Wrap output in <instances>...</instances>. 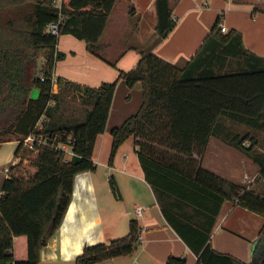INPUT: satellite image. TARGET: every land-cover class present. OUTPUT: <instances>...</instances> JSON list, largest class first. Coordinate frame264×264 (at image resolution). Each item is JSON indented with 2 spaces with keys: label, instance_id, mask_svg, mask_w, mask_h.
Masks as SVG:
<instances>
[{
  "label": "trees",
  "instance_id": "obj_1",
  "mask_svg": "<svg viewBox=\"0 0 264 264\" xmlns=\"http://www.w3.org/2000/svg\"><path fill=\"white\" fill-rule=\"evenodd\" d=\"M114 1L61 0L58 8L53 0H0V142L18 140L0 193V264H38L39 250L67 209L74 175L95 168L96 138L105 128L118 79L129 88L140 83V103L110 128L107 164L125 139L137 137L144 178L167 222L196 254V264H254L215 250L208 238L223 200L264 216V192L208 170L199 157L214 136L255 163V179L264 180V56L243 45L239 30L222 32L219 14L195 52L178 63L146 51L133 68L120 69L115 79L96 86L61 76L53 80L55 61L64 56L56 49L61 34L83 40L89 52L101 56L98 40ZM154 9L156 41L173 28L175 18L169 0H154ZM59 17L57 34L48 32L47 24ZM33 87L38 89L34 98ZM66 92L84 106L80 119L60 121L55 115ZM29 133H42L48 142L29 148L21 142ZM62 143L72 155L58 147ZM109 185L118 196L112 176ZM139 231L130 218L125 234L85 245L74 264L132 253ZM257 235L264 240V222ZM163 264H186V259L169 254Z\"/></svg>",
  "mask_w": 264,
  "mask_h": 264
},
{
  "label": "crops",
  "instance_id": "obj_2",
  "mask_svg": "<svg viewBox=\"0 0 264 264\" xmlns=\"http://www.w3.org/2000/svg\"><path fill=\"white\" fill-rule=\"evenodd\" d=\"M116 2L98 40V53L101 56L89 52L85 42L76 38L77 41L71 34L58 36L56 49L64 52V56L55 61L53 80L61 76L80 84L96 86L101 81L115 79L120 69L133 68L141 52L146 51L178 63L195 52L219 14L226 30H239L243 45L264 56V0H169L175 25L166 36L156 41L154 0H126L118 14L114 11ZM118 19H122L123 23L117 22ZM108 61H115L114 66ZM57 89L54 82L52 91ZM118 89L122 93L120 98L116 97ZM34 91L32 88L30 94ZM73 100L75 107L68 108L67 103ZM139 103L140 83L135 82L129 88L118 79L105 128L96 138L93 155L95 168L74 175L67 209L57 229L39 250L38 264H74V258L85 245L108 242L125 234L130 218H135L140 226L141 238L135 250L127 255L90 264H163L169 254L184 256L186 264H196V254L167 222L144 178L134 144L137 137H133L131 147L121 159L116 155L126 139L117 148L112 164L106 162L110 128L133 112ZM83 113L84 106L77 95L62 93L55 114L60 121L80 119ZM16 143V138L0 142V193L7 176L5 168L15 159ZM103 150L100 158L95 156ZM193 156L198 157L195 152ZM199 159L208 170L264 192V180L255 179L258 166L218 138H209ZM107 168L112 171L108 177ZM110 176L119 194L112 195L113 199L106 196V192H111L107 183ZM135 206L142 208L140 215H136ZM192 218L199 219L194 214ZM263 222V215L225 199L219 205L208 241L219 252L259 264L264 256V240L258 237L257 232Z\"/></svg>",
  "mask_w": 264,
  "mask_h": 264
},
{
  "label": "built area",
  "instance_id": "obj_3",
  "mask_svg": "<svg viewBox=\"0 0 264 264\" xmlns=\"http://www.w3.org/2000/svg\"><path fill=\"white\" fill-rule=\"evenodd\" d=\"M53 4L60 8V5H61V0H53ZM60 21V17L59 19H57L56 21H51L47 24L46 26V30L52 34H57L58 32V23ZM220 30L222 32L226 31V28L225 26L222 24V22L220 23ZM38 76L40 77V79H43V76L40 72H38ZM41 122H38L37 124V128L38 129H41ZM18 141V140H17ZM21 142L23 145L29 147V148H34V146L38 145V144H45L48 142L47 140V137L42 134V133H38V134H35V133H29L25 136H23L21 138ZM59 148H61L62 150H64V152L67 154V155H72V151L71 149L67 146V144L65 143H62V144H59L58 145ZM5 171L6 173L8 174V167L5 168ZM141 210L142 208L140 206H135L134 208V211L136 213V215H140L141 214ZM140 234H138L137 236V240L139 241L140 240Z\"/></svg>",
  "mask_w": 264,
  "mask_h": 264
},
{
  "label": "rangeland",
  "instance_id": "obj_4",
  "mask_svg": "<svg viewBox=\"0 0 264 264\" xmlns=\"http://www.w3.org/2000/svg\"><path fill=\"white\" fill-rule=\"evenodd\" d=\"M126 2V0H117V2H116V4H115V9H114V11H116V13L118 14V12H119V10H120V8H124V6H125V4L127 3H125ZM117 22H119V23H123V20L122 19H118L117 20ZM74 37V36H73ZM74 39H76V38H74ZM77 40V39H76ZM81 40V39H80ZM77 41H79V40H77ZM75 51H76V54H79V52L77 51V49H75ZM237 59L236 58H231L230 59V64H231V66H236V64H237ZM108 62H110V61H108ZM113 62V64H111L110 63V65H112V66H114V64H115V61H112ZM119 71V70H118ZM118 73V72H117ZM33 89L35 90L34 91V93L32 94V95H30L32 98H34V97H36L37 96V93H38V89L36 88V87H33ZM121 89H118V92H117V98H120V96H121ZM134 95V94H133ZM73 104H75V102H74V100L73 101H71V102H68L67 103V107L68 108H71V109H73L75 106L73 105ZM235 128L236 129H239V130H241L242 129V127H241V125H235ZM260 140H261V143L262 144H264V135L263 134H260ZM132 142H133V136H131V137H129V138H127L126 139V141L122 144V146H121V148L118 150V152H117V157H119V159H121L123 156H124V154H125V151L126 150H128L130 147H131V144H132ZM103 153H104V150L103 151H99L98 152V154L96 153V155L95 156H97V157H101L102 155H103ZM99 157V158H100ZM0 165H2L1 163H0ZM96 167H100L99 165H96ZM3 169V168H2ZM29 169H31V168H29ZM4 170V169H3ZM1 171V172H3L4 173V171ZM107 170H108V173H106V177H108L109 175H112V171L110 170V168H107ZM107 183H108V185H109V181H108V179H107ZM107 193L108 192H106V196H108L109 197V199H113L112 198V195H114V193L111 191L110 193H108V195H107ZM107 197V198H108ZM111 197V198H110Z\"/></svg>",
  "mask_w": 264,
  "mask_h": 264
},
{
  "label": "water",
  "instance_id": "obj_5",
  "mask_svg": "<svg viewBox=\"0 0 264 264\" xmlns=\"http://www.w3.org/2000/svg\"><path fill=\"white\" fill-rule=\"evenodd\" d=\"M42 63V58H39L38 65Z\"/></svg>",
  "mask_w": 264,
  "mask_h": 264
}]
</instances>
